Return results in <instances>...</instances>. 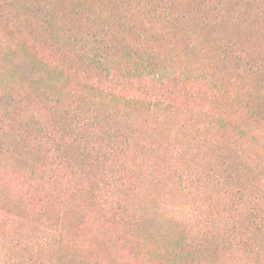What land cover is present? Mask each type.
Segmentation results:
<instances>
[{"label":"rangeland","instance_id":"374dc122","mask_svg":"<svg viewBox=\"0 0 264 264\" xmlns=\"http://www.w3.org/2000/svg\"><path fill=\"white\" fill-rule=\"evenodd\" d=\"M120 1L0 0L1 264H264V220L248 218L264 205L259 84L246 88L211 56L216 38L191 29L178 44L166 23H146L141 4L131 10L138 0ZM170 1L198 13L197 0ZM252 4L262 25L232 27L228 38L262 58L264 0ZM90 50L116 79L85 60ZM149 51L160 74L132 84L135 58ZM69 112L87 145L58 130ZM109 132L99 171L86 151ZM62 161L70 170L60 185ZM102 176L113 180L106 192ZM46 223L53 232L40 242ZM18 231L36 236L27 254L10 247Z\"/></svg>","mask_w":264,"mask_h":264},{"label":"trees","instance_id":"16d2710c","mask_svg":"<svg viewBox=\"0 0 264 264\" xmlns=\"http://www.w3.org/2000/svg\"><path fill=\"white\" fill-rule=\"evenodd\" d=\"M1 4L4 6H13L12 0H1ZM121 3H125V1H120ZM141 4V7L138 13L146 20V23H149L151 26H154L157 23H166L167 24V34L171 37L175 38V41L179 44L182 41H190L193 39L192 31L189 34V31L192 29L196 34V31H204L202 34H197V37L207 38V42L212 44L211 40L216 38V42L213 43L212 55L214 57L220 58L227 64H232L234 68H236L237 74L241 82L244 84L246 88H248L251 84H259V90L257 91V97L264 98V57L259 58L255 57L253 53H255L256 49L252 50V46H243L241 44L233 43L229 38V30L235 26H250L248 23L252 25H262L260 23V15L257 11L254 10V6L252 4V0H197V5L199 7L198 13L195 15L190 14L186 11L181 3H174L170 0H138L134 1V10L137 6ZM130 12V9L127 10ZM213 24V25H212ZM211 25V26H209ZM200 26V27H199ZM192 36H189V35ZM217 34V36H216ZM146 50H149L145 47ZM94 54V55H93ZM152 55V52L149 51L144 54V56L135 58V67L131 72V75L128 77L129 82L132 84L140 81L145 76H158L160 73H157L155 68L149 62L148 56ZM85 60L88 63L94 65L95 69L103 72L106 71V76H111L115 78V75L110 71L109 68L105 67V63L103 62L104 56L100 53H93L90 50L88 55H86ZM116 79V78H115ZM118 79V78H117ZM5 85L11 84L12 81L3 80ZM1 84V81H0ZM3 84V85H4ZM113 86L117 85V80L110 82ZM133 98V97H130ZM76 107H74V110ZM67 119L63 125H61L58 130L63 132L65 135H72L76 139L75 144L77 145H87L89 142L87 138L77 133L78 126L75 122V118L77 114L71 117V112L66 115ZM89 117V114L85 118V120ZM113 117L110 115H106L105 118L110 120ZM72 122L71 124L69 123ZM81 122H84L81 120ZM31 126V125H30ZM84 123L79 126L82 128ZM114 132L111 134L110 132L105 136L102 144H92L88 151V154H92L93 158L96 156L97 158V168L100 171L101 165L106 163L109 159H107L110 154L109 151V143L115 140L113 136ZM47 132L38 131L35 139L39 140L41 144L46 142ZM67 161V160H64ZM64 161L59 162L56 166L55 173L53 179L56 181V184H67L69 178L66 177L68 171L67 165ZM61 164V165H60ZM217 168V167H216ZM215 166L210 168V173L221 172L222 170L216 169ZM208 173L204 178H208ZM106 179L104 182V192L108 190L111 186L110 182H113L111 177H104ZM121 187L122 185H117ZM28 198L31 202L33 200L34 195L28 192ZM53 197V195H52ZM236 197V196H235ZM61 202L64 198L62 192H54V200ZM46 202L43 203V206ZM255 209L253 213L248 215L249 222L253 227L259 226V222L264 220V205L256 202ZM231 206H234V202L231 203ZM260 218V219H259ZM44 231H42V236L39 238L40 242H44L48 236L50 237V233L53 232V229L49 226V224H45L43 226ZM246 232L239 229L236 230L233 238H238L245 234ZM21 232H17V238L14 246L10 245L11 249L15 250V248H20L25 251L27 254V248L29 244H34L36 240V236L34 235H26L22 237ZM29 261H32V258L27 255L26 256ZM7 257H5L6 259ZM3 260V255H0V264ZM5 261V260H4ZM35 263L42 264V262L51 264V260L48 261H34ZM5 264V263H4ZM55 264V263H52Z\"/></svg>","mask_w":264,"mask_h":264}]
</instances>
